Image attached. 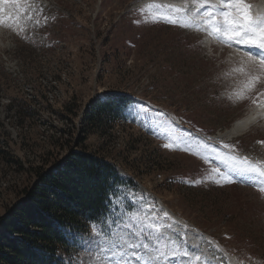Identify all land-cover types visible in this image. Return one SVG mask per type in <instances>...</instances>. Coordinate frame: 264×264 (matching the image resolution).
Instances as JSON below:
<instances>
[{
  "label": "rangeland",
  "instance_id": "rangeland-1",
  "mask_svg": "<svg viewBox=\"0 0 264 264\" xmlns=\"http://www.w3.org/2000/svg\"><path fill=\"white\" fill-rule=\"evenodd\" d=\"M246 2L264 14V0ZM17 3L0 0V219L38 181L36 170L86 146L121 183L102 223L72 229L66 264H264V191L216 159L264 164V114L227 134L264 107V50L146 19L191 0ZM111 93L131 96L124 117L89 128L85 112Z\"/></svg>",
  "mask_w": 264,
  "mask_h": 264
},
{
  "label": "trees",
  "instance_id": "trees-1",
  "mask_svg": "<svg viewBox=\"0 0 264 264\" xmlns=\"http://www.w3.org/2000/svg\"><path fill=\"white\" fill-rule=\"evenodd\" d=\"M131 102L126 93L107 94L92 103L84 121L89 128L114 124ZM77 138V146H83L85 137ZM36 173L38 181L0 219V264H66L60 252L68 254L76 241L72 229L102 223L121 183L114 164L86 146Z\"/></svg>",
  "mask_w": 264,
  "mask_h": 264
},
{
  "label": "snow or ice",
  "instance_id": "snow-or-ice-1",
  "mask_svg": "<svg viewBox=\"0 0 264 264\" xmlns=\"http://www.w3.org/2000/svg\"><path fill=\"white\" fill-rule=\"evenodd\" d=\"M2 2L8 3L9 0H2ZM11 2L15 6H19L17 0H11ZM158 7L161 11L156 15L146 16V19H152L153 22L164 20L184 28L195 27L229 46L242 45L249 49L264 50V14L254 15L251 11V5L246 0H219L218 3H214L212 0H191V4L186 3L179 7L168 6L165 8L163 5ZM140 11L144 12L145 10L142 8ZM36 23L38 24L39 21ZM249 57H252V53H249ZM259 64L261 68H264V52L260 54ZM233 71L243 72L244 69H233ZM258 80V76L253 77L245 85V88L252 87ZM236 95L238 99L244 98L242 92ZM173 146L174 142L163 145L165 148H172ZM223 147L230 149L233 146L224 144ZM216 159L229 166L231 172L238 173L240 176H249L251 181L258 184L260 190L264 191V164L253 165L249 163L247 157H236L230 153L221 154L217 152ZM212 171L218 176L228 175L218 167L213 168ZM200 182L202 181H195V183ZM216 182L219 183L218 180ZM227 182L233 181L229 179ZM164 215L167 216L168 214L165 212ZM148 227H152V225L149 224ZM141 231L143 232V229ZM129 247H140V245H129ZM143 247L147 248L148 245L145 244Z\"/></svg>",
  "mask_w": 264,
  "mask_h": 264
},
{
  "label": "bare ground",
  "instance_id": "bare-ground-1",
  "mask_svg": "<svg viewBox=\"0 0 264 264\" xmlns=\"http://www.w3.org/2000/svg\"><path fill=\"white\" fill-rule=\"evenodd\" d=\"M247 48V47H246ZM249 49V48H247ZM260 50L258 48H251L249 51H256ZM264 114V107L263 105H259L256 107L255 111L248 114L244 118L240 119L236 122L232 127H230L227 131L229 135H237L244 132L252 123H254L259 117Z\"/></svg>",
  "mask_w": 264,
  "mask_h": 264
}]
</instances>
